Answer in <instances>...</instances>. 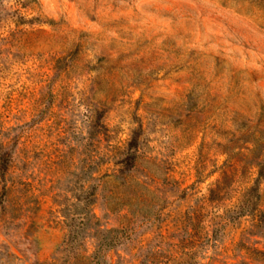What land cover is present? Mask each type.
Segmentation results:
<instances>
[{
    "label": "rangeland",
    "instance_id": "rangeland-1",
    "mask_svg": "<svg viewBox=\"0 0 264 264\" xmlns=\"http://www.w3.org/2000/svg\"><path fill=\"white\" fill-rule=\"evenodd\" d=\"M112 235L98 264H264V0H0V264Z\"/></svg>",
    "mask_w": 264,
    "mask_h": 264
},
{
    "label": "trees",
    "instance_id": "trees-1",
    "mask_svg": "<svg viewBox=\"0 0 264 264\" xmlns=\"http://www.w3.org/2000/svg\"><path fill=\"white\" fill-rule=\"evenodd\" d=\"M136 141H137L136 138L130 140L128 147L126 149L125 155L121 159V168L123 170H128V169H132V168L136 167L137 160H138V150L136 148H134ZM256 185H257V180H256V183L249 188L251 193H255V191L257 190ZM255 195L258 197L259 193L257 192ZM246 201L251 203L252 199H249ZM252 204H254L252 209L259 210L258 206H256L255 200L252 201ZM93 215L96 216L95 213ZM106 236L104 237L105 238L104 241H102L90 255H88V256L84 255V256H86V259H89L91 261L90 263L93 264V262H95L94 264H98V262L100 261V251L103 248H109L110 245L112 244L111 242L114 239V235H112L111 239L106 238ZM96 259L99 261H96ZM104 262H105V264H118L119 263L118 261L112 263V262H108L105 260H104Z\"/></svg>",
    "mask_w": 264,
    "mask_h": 264
}]
</instances>
